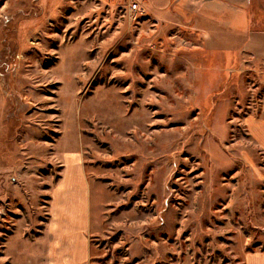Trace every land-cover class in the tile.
<instances>
[{
    "label": "rangeland",
    "instance_id": "374dc122",
    "mask_svg": "<svg viewBox=\"0 0 264 264\" xmlns=\"http://www.w3.org/2000/svg\"><path fill=\"white\" fill-rule=\"evenodd\" d=\"M129 1L0 0V264L45 258L74 172L93 261L264 254V47L210 50L183 13Z\"/></svg>",
    "mask_w": 264,
    "mask_h": 264
},
{
    "label": "crops",
    "instance_id": "0c3cea01",
    "mask_svg": "<svg viewBox=\"0 0 264 264\" xmlns=\"http://www.w3.org/2000/svg\"><path fill=\"white\" fill-rule=\"evenodd\" d=\"M143 5L157 6L159 17L174 12L183 13L187 28L201 39L210 50L230 42L239 43L244 38L247 49L264 47V0H138ZM137 4V2H133ZM134 12V11H132ZM154 13V12H153ZM68 176L53 189L51 219L34 245L38 264H104L93 261V247L87 237L90 227V189L81 173ZM73 179L69 183L67 179ZM53 195V194H52ZM70 197L66 203L64 197ZM61 200V201H60ZM41 249L42 252H41ZM33 258V253L32 256ZM244 264H264V254H245Z\"/></svg>",
    "mask_w": 264,
    "mask_h": 264
},
{
    "label": "built area",
    "instance_id": "2783aa9c",
    "mask_svg": "<svg viewBox=\"0 0 264 264\" xmlns=\"http://www.w3.org/2000/svg\"><path fill=\"white\" fill-rule=\"evenodd\" d=\"M129 5H131V8H129L131 12L137 10V4L133 3L132 0L129 1Z\"/></svg>",
    "mask_w": 264,
    "mask_h": 264
},
{
    "label": "trees",
    "instance_id": "16d2710c",
    "mask_svg": "<svg viewBox=\"0 0 264 264\" xmlns=\"http://www.w3.org/2000/svg\"><path fill=\"white\" fill-rule=\"evenodd\" d=\"M261 251H263V250H261Z\"/></svg>",
    "mask_w": 264,
    "mask_h": 264
}]
</instances>
